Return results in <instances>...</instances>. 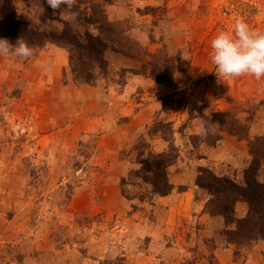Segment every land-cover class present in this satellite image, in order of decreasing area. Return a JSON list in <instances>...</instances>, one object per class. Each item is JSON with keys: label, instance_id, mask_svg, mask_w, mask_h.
<instances>
[{"label": "rangeland", "instance_id": "374dc122", "mask_svg": "<svg viewBox=\"0 0 264 264\" xmlns=\"http://www.w3.org/2000/svg\"><path fill=\"white\" fill-rule=\"evenodd\" d=\"M89 1L55 12L42 0H0V38L13 45L22 38L34 50L27 59L0 56V264H264V240L230 242L225 230L236 224L205 211L209 194L195 179L204 166L245 185L249 139L264 134V80L219 77L210 42L238 16L264 30V0H95L140 53L107 49L106 73L80 83L69 48L51 38L63 20L96 33L97 25L76 12L92 13ZM14 10L17 18H6ZM14 18L22 24L12 26ZM15 28L33 37L49 33L50 40L33 44ZM162 49L177 62L171 82L156 78L144 52ZM129 96L139 106L119 116ZM146 105L151 113H138ZM213 113L250 124L249 138L222 131L215 145H195L203 114ZM159 120L171 124L167 136L179 154L169 167L174 188L167 197L128 176L138 167L140 144L157 152L168 147L163 133H150ZM123 177L132 198L124 195ZM189 187L186 205L181 194ZM246 210L239 201L235 216Z\"/></svg>", "mask_w": 264, "mask_h": 264}, {"label": "trees", "instance_id": "16d2710c", "mask_svg": "<svg viewBox=\"0 0 264 264\" xmlns=\"http://www.w3.org/2000/svg\"><path fill=\"white\" fill-rule=\"evenodd\" d=\"M49 11L59 12L60 9H53L47 4V0H42ZM113 2V0H106ZM92 13L87 11H76L78 17L86 23H94L97 26V32L89 29L77 31L65 20L62 31L58 37L51 38L69 48L71 65L75 74V79L80 83H95L98 72L107 71V61L104 53L107 49L121 52L128 56L139 55V46L135 40L123 30L116 22L109 20L105 10L100 3L95 0L89 1ZM15 10L13 14H7L6 18L16 17ZM13 19L12 26L22 24L21 21ZM20 28V27H19ZM23 28V27H22ZM28 32L30 42L33 44H43L50 40L49 33L32 31L35 37L27 29L18 31ZM52 36V35H51ZM153 59V69L157 73L156 78L162 82H171L172 73L177 69L176 59L171 57L164 49L159 52H148L144 50ZM99 70V71H98ZM166 73V76L164 75ZM205 120L204 131L200 135L193 136V142L207 143L215 145L221 138V132L227 131L239 138H249L250 124L244 122L234 113L222 116L218 113L212 115L203 114ZM173 130L170 123L165 121H156L150 130L151 135L163 133L162 137L169 142L168 147L163 151H154L149 143L140 144L137 149L135 167L128 174L129 178L141 179V181L150 186L149 193L153 195L165 196L172 192L174 185L168 178L169 167L174 164L179 156L175 144L167 136ZM249 149L252 154L250 165L245 171V185L239 184L229 176H220L208 167H200L196 179V184L209 194V199L205 204V211L211 215H223L227 223L234 222L235 228L225 230L227 239L230 242L244 244L257 240H264V134L256 135L249 139ZM128 183V178L123 177V192L127 198H132L126 194L124 186ZM244 201L247 204L246 214L243 217L235 216L236 204Z\"/></svg>", "mask_w": 264, "mask_h": 264}, {"label": "clouds", "instance_id": "9594fccd", "mask_svg": "<svg viewBox=\"0 0 264 264\" xmlns=\"http://www.w3.org/2000/svg\"><path fill=\"white\" fill-rule=\"evenodd\" d=\"M75 0H47L53 9L61 6L72 8ZM210 57L219 77L236 78L251 76L264 80V30L253 28L243 17L234 20L230 30H219L210 42ZM34 50L29 43L19 38L15 45L0 38V56L27 59Z\"/></svg>", "mask_w": 264, "mask_h": 264}, {"label": "crops", "instance_id": "0c3cea01", "mask_svg": "<svg viewBox=\"0 0 264 264\" xmlns=\"http://www.w3.org/2000/svg\"><path fill=\"white\" fill-rule=\"evenodd\" d=\"M138 94H139V92H137V95ZM128 99H129V101L120 107V109H119V111H120L119 116L126 115L127 111H129L133 106H139V103L132 104L131 100H134V97L129 96V98H127V100ZM149 107L150 106L146 105V108L139 109L138 110V113H140L142 110H143L142 113L144 112V115L151 113V110H149ZM148 120H150V119L148 118ZM131 121H133V119H131L130 121H127V122L129 123ZM147 122L148 121H145L142 124H145ZM148 123H150V121ZM181 195H183L184 197L187 196V201L185 202L186 205H188L190 202H192V199H193V196L192 195L193 194L191 192V188L190 187L186 191L182 192ZM165 197H167V196H165ZM179 197H180V195H179ZM202 209H203V203L202 202L197 203V206H196V209L195 210L201 212ZM202 215L204 216V215H206V213L203 212Z\"/></svg>", "mask_w": 264, "mask_h": 264}]
</instances>
